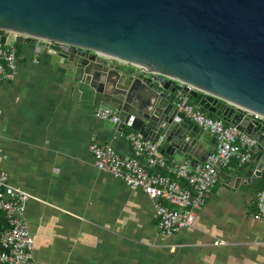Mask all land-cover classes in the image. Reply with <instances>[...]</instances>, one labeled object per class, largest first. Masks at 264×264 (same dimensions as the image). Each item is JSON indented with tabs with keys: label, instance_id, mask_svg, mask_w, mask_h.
Masks as SVG:
<instances>
[{
	"label": "water",
	"instance_id": "water-1",
	"mask_svg": "<svg viewBox=\"0 0 264 264\" xmlns=\"http://www.w3.org/2000/svg\"><path fill=\"white\" fill-rule=\"evenodd\" d=\"M30 43L120 135L129 127L173 164H212L216 139L178 112L181 89L257 142L255 170L230 173L231 189L263 176L264 121L248 113L264 120V0H0V44Z\"/></svg>",
	"mask_w": 264,
	"mask_h": 264
},
{
	"label": "crops",
	"instance_id": "crops-1",
	"mask_svg": "<svg viewBox=\"0 0 264 264\" xmlns=\"http://www.w3.org/2000/svg\"><path fill=\"white\" fill-rule=\"evenodd\" d=\"M15 50L16 76L0 84V167L30 196L32 264H264V220L255 219L264 173L237 190L230 177L253 172L257 155L249 165L222 168L194 228L165 238L155 201L99 170L91 153L98 143L135 158L131 129L120 135L99 120L100 109L66 87L53 55L37 54L32 43Z\"/></svg>",
	"mask_w": 264,
	"mask_h": 264
},
{
	"label": "built area",
	"instance_id": "built-area-1",
	"mask_svg": "<svg viewBox=\"0 0 264 264\" xmlns=\"http://www.w3.org/2000/svg\"><path fill=\"white\" fill-rule=\"evenodd\" d=\"M16 50L0 44V84L13 81L17 72ZM174 105L179 113L198 125L216 139V152L212 164L197 170L192 164L170 163L159 150V144L145 141L142 136L130 133L135 158L120 156L113 146L95 143L91 153L97 168L123 179L130 189H141L155 201V220L165 238L194 228L199 214L206 208L219 181L218 164L226 168L237 162L241 166L254 162L257 142L232 125H225L194 105L181 89L175 91ZM255 120L257 115L248 113ZM96 117L104 122L116 123L118 119L110 111L99 110ZM146 157L145 163L139 157ZM30 196L10 184L8 173L0 167V213L9 227L0 232V264H32L34 237L30 234L25 218ZM256 220H264V190L257 195Z\"/></svg>",
	"mask_w": 264,
	"mask_h": 264
},
{
	"label": "trees",
	"instance_id": "trees-1",
	"mask_svg": "<svg viewBox=\"0 0 264 264\" xmlns=\"http://www.w3.org/2000/svg\"><path fill=\"white\" fill-rule=\"evenodd\" d=\"M202 111L208 115L207 111L204 110L203 108H202ZM214 119H216V118H214ZM262 181H264V179H262ZM261 190H264V184L262 185L260 191ZM8 227H9V225H8L5 217L0 213V232L6 231L8 229Z\"/></svg>",
	"mask_w": 264,
	"mask_h": 264
}]
</instances>
